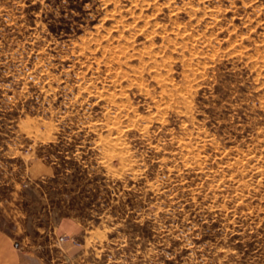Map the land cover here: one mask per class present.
Instances as JSON below:
<instances>
[{
    "label": "rangeland",
    "instance_id": "1",
    "mask_svg": "<svg viewBox=\"0 0 264 264\" xmlns=\"http://www.w3.org/2000/svg\"><path fill=\"white\" fill-rule=\"evenodd\" d=\"M36 260L264 264V0H0V264Z\"/></svg>",
    "mask_w": 264,
    "mask_h": 264
},
{
    "label": "crops",
    "instance_id": "2",
    "mask_svg": "<svg viewBox=\"0 0 264 264\" xmlns=\"http://www.w3.org/2000/svg\"><path fill=\"white\" fill-rule=\"evenodd\" d=\"M26 259H27V258L24 257V260H25V261H26ZM31 259H32V258H31ZM34 259H35V258H34ZM32 260H33V259H32ZM36 262H37V260H36ZM36 262H35V263H32V262H31V264H38V262H37V263H36ZM23 264H28V263L23 261Z\"/></svg>",
    "mask_w": 264,
    "mask_h": 264
}]
</instances>
